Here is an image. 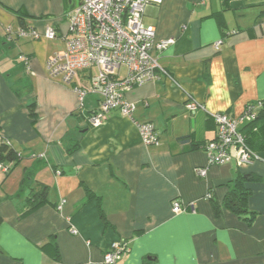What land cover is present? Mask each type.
Masks as SVG:
<instances>
[{
    "label": "crops",
    "instance_id": "crops-1",
    "mask_svg": "<svg viewBox=\"0 0 264 264\" xmlns=\"http://www.w3.org/2000/svg\"><path fill=\"white\" fill-rule=\"evenodd\" d=\"M77 3L0 0V136L19 156L0 170V264H101L120 239L129 252L116 264H264V151L247 165L231 159L196 172L216 135L211 115L239 117L264 101V0L146 6L142 21L156 40L173 39L152 50L168 74L125 93L131 117L111 110L98 126L86 120L98 98L79 106L73 86L46 70L64 41L16 34L26 26L66 34ZM95 72L80 71L73 84ZM191 99L200 107L188 110ZM139 122L154 125L159 145L142 143ZM42 187L44 201L24 208ZM173 200L184 212L171 211Z\"/></svg>",
    "mask_w": 264,
    "mask_h": 264
},
{
    "label": "built area",
    "instance_id": "built-area-1",
    "mask_svg": "<svg viewBox=\"0 0 264 264\" xmlns=\"http://www.w3.org/2000/svg\"><path fill=\"white\" fill-rule=\"evenodd\" d=\"M163 0H78L77 5L67 14L68 30L66 34H58L52 26H47L43 32L33 27H20L16 34L31 39H61L65 43L62 51L55 52L45 63L51 76H60L65 84L73 86L79 106L89 96L98 98V106L86 117L90 126H98L111 110H118L123 116L131 117L135 110L134 103L128 102L124 95L132 88L167 75L153 49L163 50L173 39L155 38L153 25H144L142 18L146 6L159 5ZM234 33V31L232 32ZM6 35L11 39L12 32L7 29ZM222 40L213 43L219 49ZM19 58L28 64V57ZM95 67V74L89 75L87 85L73 84L80 71ZM125 67L124 75L120 68ZM188 110H195L200 104L194 100L186 102ZM259 101L246 104L239 117H230L225 113L212 114L216 123L215 139L208 142L204 151L207 154V165L197 168L196 172L204 177L207 167L222 164L234 159L237 165L250 164L257 157V152L251 151L245 144L240 127L254 120ZM141 141L144 145H159V136L150 122L137 123ZM11 144L0 136V143ZM0 170L6 173L7 166L0 163ZM207 193L206 197L210 198ZM62 200L57 209L61 210ZM174 214L184 212V208L176 200L171 202ZM72 233H76L74 228ZM129 252L128 241L124 239L111 243L103 254L101 264H116Z\"/></svg>",
    "mask_w": 264,
    "mask_h": 264
},
{
    "label": "trees",
    "instance_id": "trees-1",
    "mask_svg": "<svg viewBox=\"0 0 264 264\" xmlns=\"http://www.w3.org/2000/svg\"><path fill=\"white\" fill-rule=\"evenodd\" d=\"M261 106L257 109V114L254 120H251L240 127V132L244 135L245 144L246 146L253 152H260L264 151V101H259ZM254 103V102H251ZM31 109L32 106H29ZM216 129V123L211 115ZM189 137H183L180 141L185 142ZM215 139V138H214ZM213 139V140H214ZM212 141V140H211ZM210 142V141H208ZM207 142V143H208ZM203 145V149L205 145ZM19 159L17 151L12 147L11 144H7L5 142L0 143V163L7 166V171L11 170L13 164L17 162ZM25 184V180H22L21 185ZM235 187L237 188L240 186V182L238 179H235ZM88 195L92 196L89 191ZM244 195L246 193H243ZM46 195V187H42L40 191L33 192L31 197L27 200V202L23 205L24 208H27L31 203L37 202L38 204L43 202ZM235 195V188L231 190L228 195L226 196L227 200L231 198V196ZM212 198V196H210ZM225 201L226 205H228L231 201ZM35 203V204H37ZM215 214H219V207L218 205H214Z\"/></svg>",
    "mask_w": 264,
    "mask_h": 264
},
{
    "label": "rangeland",
    "instance_id": "rangeland-1",
    "mask_svg": "<svg viewBox=\"0 0 264 264\" xmlns=\"http://www.w3.org/2000/svg\"><path fill=\"white\" fill-rule=\"evenodd\" d=\"M21 54L18 55V57L20 56Z\"/></svg>",
    "mask_w": 264,
    "mask_h": 264
}]
</instances>
